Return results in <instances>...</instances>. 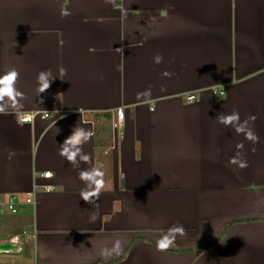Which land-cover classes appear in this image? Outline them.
Returning <instances> with one entry per match:
<instances>
[{"label": "crops", "instance_id": "crops-1", "mask_svg": "<svg viewBox=\"0 0 264 264\" xmlns=\"http://www.w3.org/2000/svg\"><path fill=\"white\" fill-rule=\"evenodd\" d=\"M11 68L20 110L55 117L0 114V197L36 201L0 215V243L22 248L0 264H264V0H0V75ZM120 107L135 116L121 134ZM233 111L256 117L258 143L216 119ZM77 125L95 135L74 165L59 145ZM241 143L246 168L230 163ZM92 164L110 183L86 203ZM176 224L185 234L158 251ZM117 238L121 254L102 257Z\"/></svg>", "mask_w": 264, "mask_h": 264}, {"label": "clouds", "instance_id": "clouds-1", "mask_svg": "<svg viewBox=\"0 0 264 264\" xmlns=\"http://www.w3.org/2000/svg\"><path fill=\"white\" fill-rule=\"evenodd\" d=\"M106 3H112L114 0H105ZM61 15L68 16L70 12L61 8ZM154 63L160 64L163 62V56L157 54L154 58ZM61 74L65 69H60ZM19 71L16 68H11L4 74L0 75V114H7L10 109H17L16 122L19 126H23L32 119V113L22 111L20 108V101L24 98V93L17 87L19 79ZM164 76H171V73L164 72ZM55 80L50 70L41 71L37 76V91L41 94L46 92ZM139 96H150V90L145 93L138 94ZM218 122L226 127H232L238 134H243L245 139L258 143L259 137L249 126V121H255V116L248 117L247 120L241 122L240 114L238 111H233L229 114H222L216 118ZM95 135L94 130L91 128L81 127L77 125L71 131V134L65 138L62 144L59 145V155L64 157L70 164H78L79 162L91 161V156L84 152L83 145L90 142ZM237 154L230 159V163L238 164L240 168H246V160L240 159V151L243 149V144H237ZM51 175V173H46ZM79 180L83 182L84 187L80 189L79 195L86 203H93L99 200V196L109 184L110 181L105 180V172L101 167L95 164L90 165L88 168L82 169L79 172ZM95 219V217H93ZM185 229L183 225L176 224L168 228L157 240L156 248L160 252H165L171 248L175 243L178 236H183ZM123 250V241L119 238L112 242L111 247L105 246L100 250V255L105 259L113 256H118Z\"/></svg>", "mask_w": 264, "mask_h": 264}, {"label": "built area", "instance_id": "built-area-1", "mask_svg": "<svg viewBox=\"0 0 264 264\" xmlns=\"http://www.w3.org/2000/svg\"><path fill=\"white\" fill-rule=\"evenodd\" d=\"M187 101L189 103H193L196 98L197 94L196 93H190L187 95ZM32 113V119L28 122H32L38 117L45 118V119H50L54 118L55 115L54 113H40V112H31ZM114 116L111 121L112 128L117 131L118 133H122L125 122L127 119L134 120L135 116L134 115H128L126 108L120 107L116 111H114ZM50 173V172H46ZM44 173L42 176L45 178H49L51 175H46ZM46 188H50V186H47ZM36 201H35V194L34 192L28 193L25 197H18L16 195L11 196L7 199L6 202L2 201V198L0 197V215H3L4 213H13V214H21L23 213L27 207H35Z\"/></svg>", "mask_w": 264, "mask_h": 264}, {"label": "water", "instance_id": "water-1", "mask_svg": "<svg viewBox=\"0 0 264 264\" xmlns=\"http://www.w3.org/2000/svg\"><path fill=\"white\" fill-rule=\"evenodd\" d=\"M13 249H17V245L11 242L8 243H0V251H11Z\"/></svg>", "mask_w": 264, "mask_h": 264}, {"label": "rangeland", "instance_id": "rangeland-1", "mask_svg": "<svg viewBox=\"0 0 264 264\" xmlns=\"http://www.w3.org/2000/svg\"><path fill=\"white\" fill-rule=\"evenodd\" d=\"M111 126V125H110ZM7 199L8 198H2V201H4V202H6L7 201ZM5 215V214H4ZM6 215H7V213H6ZM20 245V247H21V243L19 244ZM23 246V245H22ZM30 247H32V245H30ZM17 248H18V246H17ZM20 250L22 251V248H20ZM20 250L18 251L17 249H16V251H18V252H20ZM16 255H18V254H16ZM17 258H18V261H23V262H21V263H18V264H26V262H24L25 260V256H16Z\"/></svg>", "mask_w": 264, "mask_h": 264}, {"label": "bare ground", "instance_id": "bare-ground-1", "mask_svg": "<svg viewBox=\"0 0 264 264\" xmlns=\"http://www.w3.org/2000/svg\"><path fill=\"white\" fill-rule=\"evenodd\" d=\"M11 243H15V244H17V243H19V238L18 237H15L14 238V240H12V242ZM11 251H16L15 249H13V250H11ZM0 252H10V251H0Z\"/></svg>", "mask_w": 264, "mask_h": 264}]
</instances>
